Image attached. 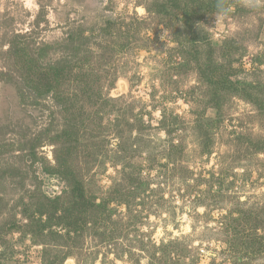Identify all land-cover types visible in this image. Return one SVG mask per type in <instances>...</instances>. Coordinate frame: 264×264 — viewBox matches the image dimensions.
<instances>
[{
    "label": "rangeland",
    "instance_id": "374dc122",
    "mask_svg": "<svg viewBox=\"0 0 264 264\" xmlns=\"http://www.w3.org/2000/svg\"><path fill=\"white\" fill-rule=\"evenodd\" d=\"M0 264H264V0H0Z\"/></svg>",
    "mask_w": 264,
    "mask_h": 264
},
{
    "label": "clouds",
    "instance_id": "9594fccd",
    "mask_svg": "<svg viewBox=\"0 0 264 264\" xmlns=\"http://www.w3.org/2000/svg\"><path fill=\"white\" fill-rule=\"evenodd\" d=\"M231 13V7H225L222 8L218 13H217V22L220 21V19L228 14Z\"/></svg>",
    "mask_w": 264,
    "mask_h": 264
},
{
    "label": "trees",
    "instance_id": "16d2710c",
    "mask_svg": "<svg viewBox=\"0 0 264 264\" xmlns=\"http://www.w3.org/2000/svg\"><path fill=\"white\" fill-rule=\"evenodd\" d=\"M29 66H31V65H29ZM29 68H30V67H29ZM53 90H54V89H53V86H51L47 91L50 92V91H53ZM131 182H134V179H132Z\"/></svg>",
    "mask_w": 264,
    "mask_h": 264
}]
</instances>
